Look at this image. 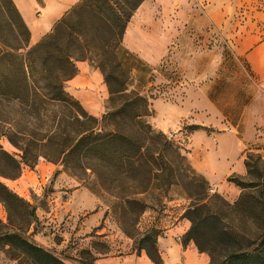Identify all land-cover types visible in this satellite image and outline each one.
Wrapping results in <instances>:
<instances>
[{"label":"rangeland","instance_id":"374dc122","mask_svg":"<svg viewBox=\"0 0 264 264\" xmlns=\"http://www.w3.org/2000/svg\"><path fill=\"white\" fill-rule=\"evenodd\" d=\"M47 1L60 2L35 0L30 8L35 19L28 26L31 34L32 27L35 35L42 34L38 42L76 5L66 8L42 32L46 23L41 20L42 8ZM256 12L264 14V0L240 6L232 17V34L214 25L196 30L187 23L180 25L175 38H167L151 28V33L155 32L151 40L159 44L157 52L148 42L145 48L150 52L135 53L123 39L126 99L137 94L146 99L150 115L142 120L154 131L163 133L172 149L179 148L193 171L188 176L207 180L208 198L220 195L229 203L239 199L242 188L228 178L250 177L243 159H250V154L260 155L263 161L258 165L264 168V145L260 142L264 137V93L245 56L236 49L238 30L248 19H254ZM165 19L164 31L171 28L167 16ZM80 62L83 61L76 62L78 74ZM90 66L91 80L68 81L66 89L90 115L101 120L124 99L111 101L101 70ZM10 141L1 137L0 149L21 161V151ZM148 146L144 152L146 157L154 154L150 165L156 173L155 161L159 162L156 146H160L152 143ZM172 149L166 153L176 164L177 153ZM9 155L0 153V171L5 173L0 174V183L28 203L29 211H34L27 228L30 240L68 264H133L141 255L150 258L146 248H142L141 239L146 231L158 234V245L169 224L180 218L191 223L188 210L196 200L182 185L189 180L187 177L177 178V184L164 191L153 174H149L150 179L142 172L122 175L115 158L90 156L71 166L40 157L35 165L21 163V172L14 178L11 175L15 163ZM23 209L8 207L0 199V221L10 229L20 223L27 227V220L19 212ZM183 240L184 236H180L179 241ZM203 243L208 251L219 250L213 239ZM145 245L152 248L150 242ZM216 259L221 256L216 255ZM0 264L18 262L1 251Z\"/></svg>","mask_w":264,"mask_h":264},{"label":"trees","instance_id":"16d2710c","mask_svg":"<svg viewBox=\"0 0 264 264\" xmlns=\"http://www.w3.org/2000/svg\"><path fill=\"white\" fill-rule=\"evenodd\" d=\"M144 1L81 0L31 45V30L15 2L0 0V138L11 140L21 151V161L2 149L0 153L14 161V178L21 172V163L35 165L40 157L71 166L90 156L115 158L122 175L153 174L164 191L177 184V178L187 177L182 185L196 201L188 210L191 227L183 245L194 241L200 252L209 253L210 264H264V168L258 165L262 157L250 154L252 159H245L249 179L228 178L242 188L237 201L229 203L220 195L208 198L207 180L188 176L193 171L179 148L172 149L163 133L142 120L150 115L146 99L138 94L126 99L123 39ZM77 61H88L101 70L111 101L124 99L101 120L66 89L78 74ZM149 143L160 146H156V173L150 165L154 154L146 157L144 152ZM170 148L177 153L176 164L166 153ZM0 191L8 207L24 208L19 212L27 220V227L20 223L11 229L0 221V253L18 264H68L30 240L27 228L34 211L28 210V203L1 183ZM152 233H144L142 248L155 264H162L158 234ZM212 239L219 249L214 253L203 243ZM146 242L152 248L145 247Z\"/></svg>","mask_w":264,"mask_h":264},{"label":"crops","instance_id":"0c3cea01","mask_svg":"<svg viewBox=\"0 0 264 264\" xmlns=\"http://www.w3.org/2000/svg\"><path fill=\"white\" fill-rule=\"evenodd\" d=\"M14 1L27 25L30 23L32 26L35 17L30 12V8L34 7L35 0ZM59 1L54 4L47 1L46 7L42 8L44 14L41 20L42 22L44 19L46 20L42 32L48 30L51 27V22L58 19L66 8L72 7L81 0ZM249 1L254 0H145L128 24L124 42L129 50L139 54L150 52L145 48L150 42V45L157 52L159 44L151 40L155 36V32L151 33V28L156 29L160 37L175 38L179 33L180 25L187 23L189 26L195 27L196 30H203L214 25L222 28L226 34H232L231 23L234 13L240 6L249 3ZM166 16L167 21L171 23V28L164 31L162 25ZM238 33L240 37L236 49L238 53L245 56L250 72L264 93V14L256 12L254 19H248L245 25L240 27ZM40 35L42 34L35 35L32 27L31 42L37 43ZM80 63H78L81 70L80 74L70 81L91 80V66L87 61ZM87 68H89L88 73H86ZM95 74L97 75V72ZM263 129L264 124L262 125ZM260 142L263 146L264 137L260 139ZM242 172L244 173V169ZM190 224L184 218H180L166 227L164 236L158 240L157 245L162 264H210V256L206 252H200L193 241H189L186 245L179 241V237L184 236L190 229ZM103 262H107V260ZM133 264L155 263L146 255H141L134 260Z\"/></svg>","mask_w":264,"mask_h":264},{"label":"water","instance_id":"95a60500","mask_svg":"<svg viewBox=\"0 0 264 264\" xmlns=\"http://www.w3.org/2000/svg\"><path fill=\"white\" fill-rule=\"evenodd\" d=\"M100 131H98L97 133H99Z\"/></svg>","mask_w":264,"mask_h":264}]
</instances>
